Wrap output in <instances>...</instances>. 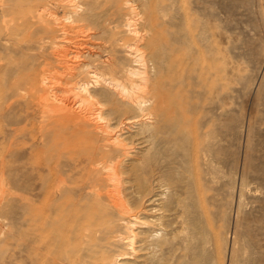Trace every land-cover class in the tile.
Here are the masks:
<instances>
[{
  "label": "rangeland",
  "instance_id": "374dc122",
  "mask_svg": "<svg viewBox=\"0 0 264 264\" xmlns=\"http://www.w3.org/2000/svg\"><path fill=\"white\" fill-rule=\"evenodd\" d=\"M106 60L144 72L166 115L148 148L138 126L153 120L89 79ZM86 82L94 125L76 103ZM118 135L135 229L165 230L151 261L140 250L120 263L264 264V0H0V264L89 262L98 228L105 264L125 250L108 242V201L90 195L94 160L120 154Z\"/></svg>",
  "mask_w": 264,
  "mask_h": 264
},
{
  "label": "bare ground",
  "instance_id": "6f19581e",
  "mask_svg": "<svg viewBox=\"0 0 264 264\" xmlns=\"http://www.w3.org/2000/svg\"><path fill=\"white\" fill-rule=\"evenodd\" d=\"M74 6L76 7V5H74ZM76 14H77V12H76ZM129 23H130V21L128 22V25H129ZM131 50H133L132 55L135 56V58L132 56L134 58V61L138 62L140 64V66L141 65L144 66V72H146L147 69L145 68V65H146L145 55L140 53V51L136 48L132 47ZM104 63H105V65L103 64V67H104L105 73H102L99 70H96V68H95V70L93 69L91 71L89 68H87L86 72H89L88 73L90 75L89 79L90 78L94 79V82H92L93 84H96V85L104 84V86L105 87L107 86V88H109V90L110 89L114 90V93L116 94V96L122 100L123 104L126 105L127 108L129 107L131 109L139 111V113H137V115H135V117L133 119H136L138 117H142V118L145 117V118H148L149 120H151V119L153 120V121L148 122V123H143V124L140 123L138 126L139 132H137V135L140 136V137H138L141 140L140 143L145 142L147 144V148H148L150 145L149 140L154 138L155 129L163 122L164 117L166 115H157L156 116L154 114L153 110L150 108L149 104L151 102V90H152V88L146 79V74L144 72L139 71V69H136V68H134V69L130 68L127 70H122V71L118 70L117 67L114 66V65H117L116 62L112 61V60H106ZM139 64H138V66H139ZM76 73H78V72H76ZM76 77H78V76L76 75ZM77 86H78V84H77ZM89 86H90L89 82L87 84L79 85L78 86L79 92L75 93V96H76V100H77L76 103H78L80 105L82 104V106L83 105L88 106V108H85L84 109L85 111L82 112V113H84L83 114L84 115V122L86 121V122H88V124L94 125V124H97L95 121L98 122V120H102L103 118H102V112H100L101 109L98 111V113H97L98 115H95L92 112L94 109H92V107H90V105L93 102L89 100V97H90ZM71 88H73V87L71 86ZM47 98H50V97L47 96L46 100H47ZM46 102L48 103V101H46ZM118 102H120V101H118ZM94 111H96V110H94ZM93 114L95 115V117ZM135 122H137V120H128V121L124 122L123 124L130 126V124L135 123ZM97 126L98 127L102 126L101 129L103 130L104 133H108V132L112 131V130L111 131L109 130L110 128L107 124H99ZM145 136H147L148 139ZM78 138H79V136H78ZM111 140H113L114 142L111 143V142H109L110 141L109 140L108 146L115 147L116 154H118V153H120V154L115 158L114 157L115 155H109V154L106 155L105 154L106 152L100 151L101 158H102L101 161L100 160H94V163L98 162L97 163L98 167H95L94 170L92 171V173L96 174V176L93 177L91 182H90V186L92 189L90 192V195L94 194L96 196H94V195H92V196L97 197L96 201H93V203H95L94 206H96V207L98 206V208H103V206L105 204L104 208L105 207L112 208V211H114L113 214H114L115 218H113V219H115L116 222H113L112 221L113 219L110 220L108 218H105V219L110 220V221H108L109 225H110V223L115 225V226L114 225H110V226H114L113 228L116 227L115 230H113L111 228V230H112L111 233H113V235L108 234L109 236L112 235V236H110L111 241L108 240L109 239L108 235H107L108 236L107 240L112 245H115L116 244L115 241H118L125 250H121L115 254V257L112 260V264H123V263H120L119 260L126 259V258L131 259V257H133L140 250H147L148 252H146V255H147L146 259L151 261L153 259L154 253H155L154 251L157 250L159 247H161V248L163 247V246H161V243H162L161 237L163 235H162V233H159V231H165V230L163 229V225L159 224L160 226H159V228H157V230H154L152 232L149 231V233L144 231V230H143V232H142V230H141V232L136 231V229H135L136 225H138V227H140V228L145 227V226L141 225L142 222L140 221V216L138 214L139 212L135 213V211L131 210L130 206H128V204H126L123 200L124 194L122 195V193H123L122 188L123 187L121 185L123 179H122L121 170L119 168V163H121L122 162L121 159L124 158V157H122L120 159V157L123 155H126L128 153V147H127L128 144L125 143L124 140L120 139L119 135L115 136V138H112ZM78 141L80 142V144H84V145H87V144L92 145V143H93L92 138H90V136H87V135L80 136V139ZM151 143H153L155 145L156 139H154ZM162 186H164V185H162ZM102 189L105 190L104 193L101 192ZM164 191H165V188H164ZM105 200L108 202H105ZM158 200H163V198L158 197ZM161 209H162V206L159 208V210H161ZM93 211H94V213H92L93 216H95L97 213H99V212H97L95 214L96 211L95 210H93ZM98 216H100V215H97V217ZM128 216H130L132 218V220H129V223L127 226V232L123 233L121 224L123 223V221H125V219ZM95 218H96V216H95ZM131 218H129V219H131ZM100 219H103V217L99 218L98 221H100ZM161 219H162V217L159 216V217H156L155 221H161ZM103 222H101V225ZM108 222L106 220V222H104V223L107 224ZM99 224L100 223L98 222V226L100 227ZM105 224H104V226H105ZM100 228H103V227H100ZM105 228L110 229L108 226L107 227L105 226ZM102 231H103L102 229L98 228V230L95 229L90 233V235H88L89 238H92L95 235H97L96 232H100V234L102 236L99 237V241L102 240L103 243L99 242L98 239H93L94 241L97 240V242H95L96 244H92V243L88 244L89 245L88 247H90V245H94L95 247H97V249L91 247V249L93 250V251H91V254L94 251H95V253L92 254L91 256L89 254V257L91 258V260L88 262L86 260V255L79 252L78 253V259H80V264H105L104 261L106 260V258H102V257L105 256L103 246H105L106 244L104 242L105 241L104 240L105 235L103 236L104 231L103 232ZM107 232H108V230H107ZM107 232H106V234H107ZM98 236H100V235H97V237ZM88 240H90V239H88ZM107 240H106V242H107ZM88 242H90V241H88ZM101 243L105 244V245H102ZM89 250H90V248H89ZM117 256H119V257H117ZM114 260L119 261V263L117 261H114ZM144 264H146V263H144Z\"/></svg>",
  "mask_w": 264,
  "mask_h": 264
}]
</instances>
